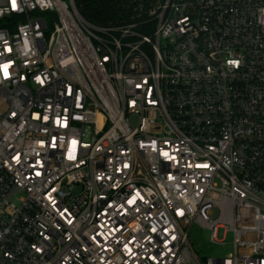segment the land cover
<instances>
[{"label": "built area", "instance_id": "2783aa9c", "mask_svg": "<svg viewBox=\"0 0 264 264\" xmlns=\"http://www.w3.org/2000/svg\"><path fill=\"white\" fill-rule=\"evenodd\" d=\"M138 2L0 0V264H264V0Z\"/></svg>", "mask_w": 264, "mask_h": 264}, {"label": "trees", "instance_id": "16d2710c", "mask_svg": "<svg viewBox=\"0 0 264 264\" xmlns=\"http://www.w3.org/2000/svg\"><path fill=\"white\" fill-rule=\"evenodd\" d=\"M79 14L96 26L129 23L141 11L138 0H73Z\"/></svg>", "mask_w": 264, "mask_h": 264}, {"label": "rangeland", "instance_id": "374dc122", "mask_svg": "<svg viewBox=\"0 0 264 264\" xmlns=\"http://www.w3.org/2000/svg\"><path fill=\"white\" fill-rule=\"evenodd\" d=\"M212 217H217L213 212ZM220 243L211 241V232L201 224H194L189 231V242L202 260L209 258H225L232 252V236L226 235L224 229H219L217 234ZM224 242V243H223Z\"/></svg>", "mask_w": 264, "mask_h": 264}, {"label": "snow or ice", "instance_id": "6c2138e0", "mask_svg": "<svg viewBox=\"0 0 264 264\" xmlns=\"http://www.w3.org/2000/svg\"><path fill=\"white\" fill-rule=\"evenodd\" d=\"M13 7H15V3L14 2H13ZM8 67H9L8 65H4L2 67V70H3V73H4L5 77H7L9 75ZM73 143H75V141ZM165 155H167V153H165ZM204 166L207 167V165H204Z\"/></svg>", "mask_w": 264, "mask_h": 264}]
</instances>
